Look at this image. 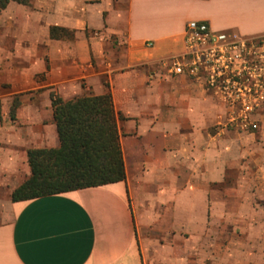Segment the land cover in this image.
<instances>
[{"label": "crops", "instance_id": "1", "mask_svg": "<svg viewBox=\"0 0 264 264\" xmlns=\"http://www.w3.org/2000/svg\"><path fill=\"white\" fill-rule=\"evenodd\" d=\"M29 1L0 10V264H264V110L219 127L225 107L163 63L190 21L264 34V0ZM107 92L125 179L12 202L27 152L59 146L52 99Z\"/></svg>", "mask_w": 264, "mask_h": 264}, {"label": "trees", "instance_id": "2", "mask_svg": "<svg viewBox=\"0 0 264 264\" xmlns=\"http://www.w3.org/2000/svg\"><path fill=\"white\" fill-rule=\"evenodd\" d=\"M28 5L29 0H0ZM53 98V97H52ZM59 146L27 152L30 177L10 195L28 201L70 191L121 182L125 169L111 95H82L70 101L52 99Z\"/></svg>", "mask_w": 264, "mask_h": 264}, {"label": "built area", "instance_id": "3", "mask_svg": "<svg viewBox=\"0 0 264 264\" xmlns=\"http://www.w3.org/2000/svg\"><path fill=\"white\" fill-rule=\"evenodd\" d=\"M163 63L171 75L187 77L225 107L227 123L219 127L246 133L258 129L264 106V34L236 37L190 21L183 51Z\"/></svg>", "mask_w": 264, "mask_h": 264}, {"label": "rangeland", "instance_id": "4", "mask_svg": "<svg viewBox=\"0 0 264 264\" xmlns=\"http://www.w3.org/2000/svg\"><path fill=\"white\" fill-rule=\"evenodd\" d=\"M264 110V106L260 108V112ZM227 121H225L224 123H221L222 125L223 124H226ZM257 123H258V120H257ZM259 125V124H258ZM260 125H261V121H260ZM228 127L227 128H231L229 127V125H227ZM232 129H235V128H232ZM237 220V218H235ZM247 235L246 232H244V230L241 228L239 229V227L235 230H228L225 228L224 224H222L221 226L218 227V232H217V238H218V241H223L225 239L229 240V239H233L234 241H237V240H241V239H244V237ZM263 237H261V234H260V239H262ZM235 245V244H234ZM261 249V248H260ZM221 250V249H219ZM233 257H234V264H240V261H241V258L240 256L237 255V250L233 248ZM237 255V256H236ZM261 262V261H260ZM204 264H211L210 261H206V263Z\"/></svg>", "mask_w": 264, "mask_h": 264}]
</instances>
